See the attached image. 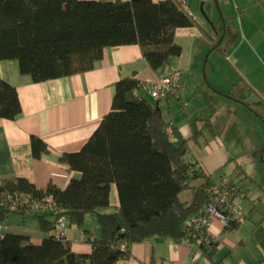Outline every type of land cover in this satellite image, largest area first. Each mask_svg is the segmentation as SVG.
Wrapping results in <instances>:
<instances>
[{
    "label": "trees",
    "instance_id": "1",
    "mask_svg": "<svg viewBox=\"0 0 264 264\" xmlns=\"http://www.w3.org/2000/svg\"><path fill=\"white\" fill-rule=\"evenodd\" d=\"M218 23L223 25L222 15ZM190 25L199 23L178 0H0V59H17L21 73L42 81L92 68L106 47L137 43L159 71L182 52L176 29ZM141 82L135 75L117 80L111 108L88 140L81 149L59 155L69 169L81 172L65 188L54 183L38 188L21 176L0 182V201L10 192L33 199L52 196L57 210L35 214L44 232L54 230L61 215L67 225L87 230V215L95 213L101 235L91 239L92 251L77 252L66 236L54 232L36 244L28 234L6 231L0 264H117L131 255L130 244L148 237H191L189 218L199 211L212 177L186 158L187 139L171 140L170 122L158 102L139 93ZM254 91L241 76L226 94L249 105L246 99ZM21 112L17 88L0 77V118L14 119ZM31 148L37 158L50 152L38 135H32ZM200 178L202 183L193 184ZM112 183L119 204L100 211L113 206ZM185 190L192 191L189 201L180 197ZM7 212L0 207V218ZM199 236L191 241L212 259L218 242L206 230Z\"/></svg>",
    "mask_w": 264,
    "mask_h": 264
},
{
    "label": "crops",
    "instance_id": "2",
    "mask_svg": "<svg viewBox=\"0 0 264 264\" xmlns=\"http://www.w3.org/2000/svg\"><path fill=\"white\" fill-rule=\"evenodd\" d=\"M187 9L199 25L176 29L182 52L159 71L142 57L137 43L106 47L92 68L42 81L21 73L17 59H0V77L17 88L22 105L16 118H0V182L21 176L38 188L49 183L65 188L81 172L69 169L59 155L81 149L88 140L111 108L116 81L135 75L143 82L180 71L185 86L178 95L157 100L143 87L139 93L159 103L170 122L171 140L187 139L186 158L212 180L223 172H240L243 220L225 226L213 219L209 234L218 250L212 259L188 239L154 236L130 244L131 255L117 264H264V121L258 116L264 118V0H188ZM241 76L255 90L246 99L249 105L226 94ZM32 135L42 137L50 152L35 157ZM186 191L180 197L189 201L192 191L187 197ZM110 200L113 206L99 210L119 204L115 183ZM12 212L20 215L7 212L0 218L4 232L28 234L36 244L53 234L42 230L38 216ZM86 227H65L73 250L80 253H90L91 239L101 235L95 213L87 215Z\"/></svg>",
    "mask_w": 264,
    "mask_h": 264
},
{
    "label": "built area",
    "instance_id": "3",
    "mask_svg": "<svg viewBox=\"0 0 264 264\" xmlns=\"http://www.w3.org/2000/svg\"><path fill=\"white\" fill-rule=\"evenodd\" d=\"M178 1L187 8L188 0ZM184 86L185 82L182 79L180 71H173L161 75L155 80L141 82V87L146 89L157 100L178 95ZM241 195L242 190L238 181L232 179L228 173L223 172L219 174L218 178L212 180L205 188V197L199 211L189 218V222L193 225L194 230L188 240L191 241L192 237H196L198 234L201 236L205 230L209 232V226L215 218L220 219L225 226L241 222L243 220V212L238 204ZM0 207L10 211H22L30 215L48 214L57 210V206L53 202L51 195H46L41 199H33L29 193L20 192L6 194L0 201ZM66 226L65 216H59L53 230L55 236L59 238L65 237ZM3 235V225L0 221V238ZM120 246L124 249L127 248L126 243H121Z\"/></svg>",
    "mask_w": 264,
    "mask_h": 264
},
{
    "label": "rangeland",
    "instance_id": "4",
    "mask_svg": "<svg viewBox=\"0 0 264 264\" xmlns=\"http://www.w3.org/2000/svg\"><path fill=\"white\" fill-rule=\"evenodd\" d=\"M263 121V120H262ZM240 172L239 171H235L234 172V174H230V176L232 177V179H234V180H238V182H241V180L239 179L240 178ZM190 193V190H188V191H186L185 193H184V196H186L187 197V195ZM260 200H264V196H262L261 198H260ZM12 214V215H11ZM18 214L20 215V213H17V214H14L12 211H10L9 212V217H14V216H18ZM15 218H17V217H15Z\"/></svg>",
    "mask_w": 264,
    "mask_h": 264
},
{
    "label": "water",
    "instance_id": "5",
    "mask_svg": "<svg viewBox=\"0 0 264 264\" xmlns=\"http://www.w3.org/2000/svg\"><path fill=\"white\" fill-rule=\"evenodd\" d=\"M223 36V33H222V35H221V37ZM220 41V40H219Z\"/></svg>",
    "mask_w": 264,
    "mask_h": 264
}]
</instances>
